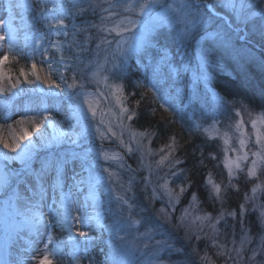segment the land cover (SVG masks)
Returning a JSON list of instances; mask_svg holds the SVG:
<instances>
[{"label":"snow or ice","instance_id":"obj_1","mask_svg":"<svg viewBox=\"0 0 264 264\" xmlns=\"http://www.w3.org/2000/svg\"><path fill=\"white\" fill-rule=\"evenodd\" d=\"M49 2L50 0H44V6L40 7V19L46 22L48 34H41L28 53L15 51L19 28L14 27L12 21L16 10H20V27L23 28L26 25L23 11L32 9V4L27 0H7L8 20L0 22V28H7L5 34H0V47L6 40L9 41L8 53L0 56V95L15 97L25 92H38L43 97L38 111L33 112L31 107L26 106L25 113L12 122H9L11 117L6 113L0 115V145L16 154L9 156L5 152L0 154V158L5 161H19L24 165L26 172V178L18 180L13 186V174L0 168V197H3L6 217L10 218V223L6 220V228L10 227L18 238L27 228L31 237L28 240L29 246L36 242L42 229H49L46 242L40 250L42 256L32 257L38 260V264H55L52 257H62V248L66 243L72 244L74 264H81V255L86 258L90 244L96 239L90 234L93 226L107 231L113 249L142 250L144 264H171L172 254L183 253L184 249L176 247L172 237L160 232L151 223L152 218L144 215L145 212L153 211L155 218L165 224H171L175 219L173 227L184 229L186 241L190 242L193 238L196 242L205 240L215 249L214 255L224 259V264H264V204L256 202L257 191L264 188V182L254 184L251 195L244 194V203L238 206V210H226L223 207L228 187L239 190L237 185L232 184V179L238 178V173L245 172L248 178L259 179L260 169L264 168V111L256 114L254 118L251 112L248 113L253 130L251 135L247 132L240 111L235 112L239 117L234 123V130L238 133V148L229 147L232 137L228 132H224L220 137L225 145L221 163L227 169L228 185L222 188L212 172L207 173L204 186L208 189V200L221 205L219 213L213 216L211 212L200 208L201 202L196 192L189 193L193 182L186 171L178 167L183 161L174 156L178 146L176 137H169L168 144L154 150L151 143L155 133L149 130L138 131L131 125L138 114L127 105L128 96L125 94L124 84L110 81V76L115 80H123L129 56L145 46H152L154 38L151 33L157 29L182 25L177 34L183 43L193 35L198 26H208L211 21L203 11L205 7L214 17L223 20L230 29L235 22L236 27L232 31L237 34L238 39L247 41L249 35H258L264 47V0H213V4H207L206 0H179V6L175 0L172 3H163L162 0H51L50 8L47 6ZM214 5L224 9L228 15L217 13ZM157 8L160 11H156ZM153 12L156 13L154 17ZM50 13L55 15L50 16ZM88 13L92 16L99 13L98 22L86 19L79 24L75 22L77 17H84ZM143 17H150L153 24L151 27H144L143 32L137 35L136 30L143 26ZM240 25L244 28L252 26L249 35H239L243 31ZM129 33L132 35H127ZM204 38L226 48L233 47V35L219 26L206 32ZM21 55H24L30 64L27 68L20 65L18 73H13L11 67L6 65L11 62L19 63ZM210 55L207 49L199 50V72L195 76L197 82L203 81L207 84L209 80L207 69L212 63ZM38 65L44 69L43 75ZM151 71L150 87L139 82L137 87H147L157 99L163 101L161 107L165 111H171L168 106L170 97L164 89V84L177 75L180 68L172 65L167 49L160 48L159 58L152 65ZM21 84L36 87L24 89L19 87ZM43 85H47V92ZM88 85H95V91L90 90ZM131 95L135 96L136 93L132 92ZM48 97L53 98L57 111L60 104L67 100V110L61 113L63 120L51 119L47 106ZM135 106H140L139 100L135 101ZM244 107L245 111H248L247 106ZM46 122L48 127L54 130L50 137H45L40 131ZM219 123L218 120H213L209 127L202 128L198 122H193L194 128L202 131L209 139L216 138L210 133V128L219 135ZM29 125L38 134L40 146L70 143L82 147L83 141L90 142L92 147L84 148L79 153L73 151L69 155L46 159L39 169H34L32 158L38 145L31 139ZM57 128L58 133L55 131ZM5 129L12 134L13 143H9L4 137ZM145 138L147 143H144ZM106 140L114 142L129 156L134 151L138 152L139 167L133 169L128 165L124 153L106 150L103 147ZM25 141L27 143H24ZM250 141L253 142L255 150L249 149ZM229 151L237 154L232 157ZM154 155L160 156L159 160L155 161V168L148 160V157ZM250 155L254 159L245 170L244 165L248 164ZM200 156V164L203 165V149L200 150ZM208 156L216 159L214 153H209ZM101 160L105 163L101 164ZM76 162L79 171L75 170ZM69 165L73 166L70 177L72 183L66 185ZM97 167L101 171H96ZM162 167H167L168 171L162 177L157 174L156 180L163 182L155 184L153 174L158 173ZM142 170L148 172V175L143 177L140 189L147 204L140 206L136 202L137 193L134 186L138 183L135 173ZM122 171L133 174L125 180L121 175ZM52 172L55 175L49 183L47 178ZM27 177H31V181ZM174 180L182 182L171 187ZM21 185H24L23 189ZM65 187L67 191L64 190ZM49 189L51 204L46 202ZM185 193L189 194L190 200L176 215L177 206L181 204ZM101 195L106 197L108 204L110 216L107 220L101 211L105 203L100 199ZM157 201L161 202L159 208L154 207ZM250 202L251 208L246 207ZM45 207L48 208L47 212L44 211ZM8 209L11 211L8 212ZM249 213L257 214V223L261 229L257 236L252 235L251 222L246 221L245 217ZM227 217L232 218L231 225L228 224ZM221 221H224L225 228L231 229L225 233V239L231 236L228 243L232 247L218 239L221 232L217 225ZM237 223L240 232L238 240ZM55 229L68 233L67 242L57 239ZM157 235L164 238L156 239ZM76 236L84 239L77 243L74 239ZM254 240L255 246L250 247ZM24 250L28 251V248ZM192 252L199 256L201 264H216L207 247L203 255H199L195 247ZM19 264L23 262L20 261ZM88 264H92V261L88 260Z\"/></svg>","mask_w":264,"mask_h":264},{"label":"trees","instance_id":"obj_2","mask_svg":"<svg viewBox=\"0 0 264 264\" xmlns=\"http://www.w3.org/2000/svg\"><path fill=\"white\" fill-rule=\"evenodd\" d=\"M36 3L37 0H34V4ZM37 7V10L30 11L34 27H37L35 25L38 22L40 24L42 22L39 14L42 6L40 4ZM203 11L212 22L206 27H197L193 35L187 39L185 51H183L182 46L177 48L179 42L175 29L168 27L157 29L151 33V37L154 38L152 46H145L140 51L130 55L124 78L122 81L119 80V82L124 84L125 94L128 96V107L135 109L138 114L131 122L134 129L138 131L149 130L155 133L152 136L151 143L154 150H158L162 145L168 144L169 137H176L178 146L174 156L183 161L178 167L184 169L193 182V187L189 189V193L196 192L201 202L200 208L211 212L215 216L219 213L221 205L208 200V189L204 186L206 176L211 171L216 181L221 183L222 188L228 185L227 169L221 163L224 157L223 148L225 145L220 137L224 132H228L230 136L234 132V123L239 119L235 115L237 110L240 111L246 128L251 134L253 130L248 113L251 112L252 118H254L256 114L264 111V47H262L258 35H249L252 28L251 25L245 28L247 31L245 35H249V39L247 41L241 40L232 31L236 24H232V29H230L223 20L219 17H214L209 9L205 7ZM97 16H99L98 13ZM94 18L96 16H91L88 13L84 17H77L75 22L79 24L82 20L93 21ZM258 23L259 21H257ZM217 25L223 28L224 31L229 32L230 35H233V47L226 48L209 39L201 41L200 46L209 49L212 63L207 69L209 75L207 84L203 81L197 82L195 76L199 72V65L196 64L193 57L197 47L195 50H193V47L202 34L215 30ZM160 48L167 49L172 65L180 68L179 73L164 84V89L170 97L168 106L171 107V111H165L161 107L163 101L157 99L151 91H148L147 87H137V82L150 87L149 82L152 80L151 67L159 58ZM9 55L11 61V54ZM25 61H27L25 56H20L19 63L11 62L6 67H11L14 73L18 71L20 65L29 66V62ZM132 92H135L136 95L132 96ZM136 100L140 101L138 108L135 106ZM244 106H247L248 111H245ZM213 120L220 122L218 125L219 135L210 128V133L216 137L215 139H209L202 131L194 128V121L204 128L209 127ZM201 149L204 152L203 165L200 164ZM209 153H214L216 159H211L208 156ZM244 167L246 170L248 165L245 164ZM161 171L164 176L168 169L167 167H162ZM181 182L174 180L170 186L175 187L177 183ZM258 182H264V168H261L259 172V179L248 178L245 172L238 173V178H233L232 184L237 185L239 190L228 187L223 207L226 210H238V206L244 203V194L248 193L251 195L253 185ZM139 196H143V193L139 194ZM189 200V194L185 193L181 198V204L177 206V215L179 214V209L186 207ZM246 207L251 208V202ZM256 217V213H249L245 217L246 221L251 222L252 235L255 236L261 231ZM227 220L229 225L233 223L231 217H227ZM174 223L175 219L169 225L173 227ZM217 228L221 232L218 237L220 242L228 243L231 240V236L229 235L226 240L225 233L230 232L231 229L224 227V221H221ZM172 234L179 243L178 245H181L184 249V253H181V255L178 253L177 255L184 256V259L192 258V263L190 264H201L199 256L192 252L193 247L198 250L199 255H203L207 247L209 255L213 256L216 264H224V259L216 257L214 255L215 249L210 247L205 240L196 242L193 238L190 242L186 241L183 228H174ZM236 234L238 240L240 235L238 223ZM66 235L67 233L62 234L60 237L58 236V239L66 240ZM228 246L232 247L230 243H228ZM106 250L105 246L94 247L90 257L95 256L98 262H102L101 257L104 253L106 254ZM64 252L67 254V250ZM54 262L55 264H73L67 256L56 257ZM85 262L87 261L81 258V264Z\"/></svg>","mask_w":264,"mask_h":264},{"label":"rangeland","instance_id":"obj_3","mask_svg":"<svg viewBox=\"0 0 264 264\" xmlns=\"http://www.w3.org/2000/svg\"><path fill=\"white\" fill-rule=\"evenodd\" d=\"M20 2H24V0H20ZM27 2L31 3L33 7H32V9H27V10L23 11V17H24V20L26 21V25L23 28L20 27V24H21V19H20V14H19L20 10H16V13L14 14V19L12 21L13 26L16 28H19V31L17 32V37H16L15 51H22L23 53H28L31 51L32 45L39 38V36L41 34H44V35L48 34L47 29L45 28L46 22L41 20L42 21L41 24L38 22L37 25H35L37 27H34L33 26L34 24H33L31 15H30L31 10H37V8H38L37 5L41 4V6H44V0H37L36 4H34V0H27ZM162 2L163 3H172L173 0H162ZM175 2H176V5L179 6V0H175ZM6 3H7V0H0V22H5L8 20V15L6 12ZM206 3L207 4H213V0H206ZM47 6L49 8L51 7V0ZM214 8H215V11L220 13L221 15H228L227 13H225L224 9L220 8L219 6L214 5ZM218 10H220V11H218ZM156 11H160V9L157 8ZM39 14H40V12H39ZM52 15H55V13H50V16H52ZM98 15H100V14L98 13ZM155 15H156V13L153 12L152 16L154 17ZM98 17L99 16L96 15V18H94L93 20L98 22ZM141 20H142L143 26L136 30L137 35H139L141 32H143L144 27H151L153 24V20L150 17H143V18H141ZM233 24H235V22H233ZM179 27H182V25H177L175 28H173L176 30V34L178 33ZM202 27H206V26H202ZM217 27H218V25H217ZM240 27L243 29V31L240 32L241 34H239V35H245V32L247 33V31L245 30L244 26L240 25ZM233 28L235 29V27H233ZM210 31H213V30H210ZM6 32H7V28H0V34H5ZM127 35H132V34L129 33ZM205 35L206 34H202L200 39L195 43V46L193 47V50H195V48L197 47L196 52L194 53V56H193L197 65H199V62H200L199 50L205 49V48L200 46L201 45L200 42L206 40V38H204ZM61 39H63V38L61 37ZM177 39L179 42V45L177 46V48H180L182 46L183 51H185V48L187 47V45H186L187 39L185 40V42H183L184 45H182V43L180 42V40L178 38V34H177ZM8 43H9V41L6 40L3 44V46L0 47V56H2L5 53H8ZM92 47H94V44L92 45ZM207 50L209 51V49H207ZM21 56L24 57V55H21ZM26 60L30 64V61L27 58H26ZM37 60H39V56H37ZM27 61H25V62H27ZM38 68H39V65H38ZM39 70L41 71V75H43L44 69L39 68ZM14 73H18V71L14 72ZM53 78H55V77H53ZM78 78H79V76H78ZM110 81L120 83L119 80H115V78L111 77V76H110ZM19 87L24 88V89H32V88H35L36 86L35 85L21 84ZM88 87L90 88V90L95 91V85H88ZM43 88L46 92L48 91L47 85H44ZM42 98H43L42 94H40L38 92L37 93L25 92L24 94H22L20 96H15V97H13L11 95H0V115L6 113L9 117H11L9 122H12L16 119H19L20 116L25 113L26 106L31 107L33 112L38 111ZM47 106L50 109L51 119L56 120V121H60V120L64 119V117L61 113H63L64 111L67 110V107H68L67 100H64L60 104L59 111H57L55 109V106L53 103V98L48 97L47 98ZM72 123H75V121H72ZM66 126H67V122L65 123V127ZM28 129H29V132L32 133L31 139L33 141H35L38 145L37 149L35 150V152L33 154V158H32V168H34V169H39L41 167V164L46 159H52L54 157H61V156L69 155L73 151L79 153V152H82L84 148L92 147V144L90 142H83V141L81 142L82 147H77L76 145H72L70 143L40 146L41 141L38 140V134L33 130V128L30 125L28 126ZM40 131L45 134V137H50L53 134L54 130L52 128L48 127V124L46 122L45 125L40 129ZM55 131H56V133H58L59 129L57 128ZM262 131H264V129H262ZM247 132L249 133V135H251V133L248 130H247ZM237 136H238V133H236L234 130V132H232V135H231L232 139H231V144L229 146L230 148L231 147H237L238 148V141L236 139ZM125 138L127 139V133H125ZM253 140H254V137H253ZM144 143H147V138H145ZM96 144L98 146L99 141H97ZM103 147L106 150L111 149L114 151L124 153V150L121 148H118L114 142L110 143L109 141L106 140V141H104ZM133 147L135 148V144H133ZM249 149L255 150V146H254L252 141H250V143H249ZM5 152H7L9 156H15L16 155L15 153L9 152L8 149L4 148L3 153H5ZM124 154H125V160H126L127 164L131 165V167L133 169H137L139 167L140 154L138 152H135V151L133 152V154L131 156L127 155L126 153H124ZM236 154L237 153H233V152L229 151V155L232 157H235ZM159 158H160V156H157V155L148 157V160L153 163V168H155V161L159 160ZM252 159H254V157H252L250 155L249 156V162L247 164L248 166H250V162ZM100 163L103 164L105 162L101 160ZM0 168H2L4 171H7V172H10V170H11L10 173L14 174V176H16V177L19 173H21V175L17 179L11 177L12 178L11 181H12L13 186H15V184L17 183L18 180L26 178V172L24 169V165L22 163H20L19 161H15V160L5 161L2 158H0ZM75 170L79 171L78 162H76ZM72 171H73V166L69 165L67 168V172H66V181H65L66 185H71V183H72V180L70 178L72 175ZM96 171H101V169L99 167H97ZM132 174L133 173H129L126 171L121 172V175L125 180H127L128 176H130ZM157 174L161 177L163 176L161 169L158 171V173L153 174V177H152L153 183H155V184L162 183L163 182L162 180H159V181L156 180ZM54 175H55V173L52 172L48 176L47 179H48L49 183L52 182ZM135 175L137 176V179H138V183H136L134 186V191H136V193H137V201L136 202L138 205L143 206V205L147 204V201H145L143 199V196H139V194H142L140 191V188L142 187L143 177L148 175V172H147V170H142V171H138L137 173H135ZM64 190L67 191V187H65ZM104 191H106V188L104 189ZM256 195L258 197V200L256 202L260 203V204H264V188L258 189ZM81 198H83V197L81 196L80 199ZM100 199L102 201H105V203L103 204V206L101 208V211L104 212L105 218L107 220L108 217L110 216V213L108 211V204L106 202V197L104 195H101ZM46 202H47V204H51V190L50 189H49V193H48V199ZM160 206H161V202L157 201L154 207L159 208ZM7 211L10 212L11 209H8ZM44 211L47 212L48 208L45 207ZM144 215L152 218L151 223L153 225H155L159 229L160 232L166 233L167 235L171 236L176 247L182 248L181 245H178L179 243L176 241V238L172 234V232L174 231L173 227H171L169 224L165 225V223L163 221H158L155 218L153 211L145 212ZM6 220L8 223H10V218L6 217V210H5V206L3 204V197H0V248L1 249L3 248V254H5V255L7 253L6 243H7V238H8V228H6ZM48 231H49V229L47 227H45V234H47ZM141 231H143V229H141ZM54 233H55L56 237L58 238V236L60 237L62 234H66L67 232H61L59 229H57L56 231H54ZM90 234L93 237H96V239L90 244V246L88 248V252L86 254V258L84 255H81V258H84L87 261L84 264H88V260H91L92 264H144V257L141 255L142 250L128 251V250L113 249L110 246L109 236H108V233L106 230L97 229V228H95V226H93L92 229L90 230ZM67 235H68V233H67ZM122 235H123V233H122ZM253 236H255V235H253ZM162 238H164V237H162L160 235L156 236V239H162ZM74 239L77 243H79L84 238L76 236ZM65 241L67 242V239ZM45 242H46V237L42 240V246H44ZM255 243H256V241L254 240L253 244L251 246L254 247ZM99 246H105L107 249L106 254L104 253L101 257L102 262H98L95 256L90 257V255H91L90 253L92 252L94 247L96 248ZM49 247L51 248L52 246L49 245ZM28 248L32 249L31 246ZM66 250H67V254H66V252H64ZM62 251H63V256L64 257L67 256L69 258V260L72 261V263L74 264V261L72 259V244L66 243L65 246H63ZM177 254L178 253L172 254V256L170 258L171 264H190V263H192V258L184 259V256L181 257ZM179 254L181 255V253H179ZM35 255H36V257H40V256H42V252H38V253L36 252ZM55 258L56 257H52L53 260H55ZM165 258L167 259L168 257H165ZM193 263H195V262H193ZM30 264H38V260L34 259Z\"/></svg>","mask_w":264,"mask_h":264},{"label":"bare ground","instance_id":"obj_4","mask_svg":"<svg viewBox=\"0 0 264 264\" xmlns=\"http://www.w3.org/2000/svg\"><path fill=\"white\" fill-rule=\"evenodd\" d=\"M42 87H44V85ZM4 137L8 140L9 143H13L12 134L9 132V130H4ZM24 143H27V141H25ZM3 150V146L0 145V154L3 153ZM27 179L31 181V177H27ZM23 188L24 185H21V189ZM17 219L19 218L17 217ZM45 237L46 234L44 228L42 229L41 235L36 238V242L31 245L32 249H29L28 247L30 246L28 244V240L31 237L29 235L28 229L25 228L18 238L14 235L12 229L8 227V238L6 243L7 256L3 254V248H0V264H19L20 261H22L23 264H30L34 260L32 257H36L35 253L41 252L40 250L43 249L42 240ZM25 248H28V251H25Z\"/></svg>","mask_w":264,"mask_h":264}]
</instances>
